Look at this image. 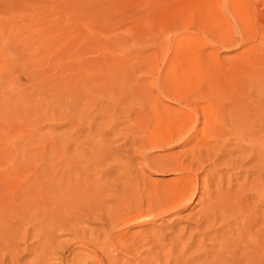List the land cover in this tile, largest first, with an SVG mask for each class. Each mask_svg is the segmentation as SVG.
I'll use <instances>...</instances> for the list:
<instances>
[{
    "label": "rangeland",
    "instance_id": "374dc122",
    "mask_svg": "<svg viewBox=\"0 0 264 264\" xmlns=\"http://www.w3.org/2000/svg\"><path fill=\"white\" fill-rule=\"evenodd\" d=\"M212 1V9H219L221 12L218 20H215L213 16L202 18L198 15L196 13V0H0V232H4L1 230L3 228L7 229L8 233L11 231V234L9 233L11 236L7 234V230L5 231L6 234H3L4 236H1L2 234L0 233V264H6L8 261L10 262L8 264H12L11 260L16 259L18 263L15 264H35V262L37 264H66L67 261H71L72 255L79 251L83 253L79 254V256L85 259L87 264H93V262L86 259V257L93 255L76 246L73 232L78 230L77 232L80 231L81 233L84 231L86 236H94L102 231L101 223L104 222L105 217L110 221H115L122 214L128 216L125 215L127 212L125 207L132 208L131 206L134 207V204L137 205L139 202H142L140 203L142 206L144 204L146 206L145 201L162 194L165 188L166 190L168 189L167 185H171L177 174H172L170 165L166 164L167 168L165 165L163 168V163L159 161L157 164V160L163 156L162 159L164 161V156H168V154L181 155L184 151L193 147L195 140L191 141V143L194 142L192 146L190 142L185 145L169 143L170 145H165L163 149L153 150L150 148L152 145L149 146L148 144L150 132H157L156 130L159 129L158 132H173L176 130L173 126L171 127V124L168 125V122L165 124L167 121L165 120L166 117L161 116V119L165 118L163 123V119L161 120L160 117L156 116L161 107L167 106L166 110L178 107L170 99L163 100L157 89V81L155 84L158 72L163 69L162 60L164 59L163 61L166 60L167 62L175 51L192 50L196 53V55L194 54L195 61L197 60L200 63L201 60H204L205 64L202 65L206 66L207 70H211V72L213 70L212 73L214 75L225 79L229 75H225L222 71H235L234 66L243 60L244 62L247 61L251 55L259 54L264 58V0ZM194 27L198 28L195 29ZM201 27L203 28L202 30ZM222 38L224 40L219 41ZM166 48L167 52L165 51ZM128 58L132 60L129 61ZM141 61L143 64L140 63ZM135 62L139 66L141 64L143 68L145 64L147 65H145L144 69L140 68L141 72L138 70L139 66L134 64ZM131 63L135 67H132ZM87 64L93 67H87ZM104 64L108 65L107 69H103L105 68ZM126 64L131 65L132 68H127ZM122 65H125L130 74L127 73L128 70ZM260 65L256 64L253 67L260 68ZM93 68H96V71ZM120 68H123V70L121 71ZM124 68L125 73L130 76L131 72L136 70L135 68L140 72L137 73L136 70L132 73V77L135 79H131L130 76H125L122 79L120 77L124 75ZM102 69L103 71L99 73V70ZM113 69L117 70V74ZM104 71H110L115 75H108L107 78V74L110 72L105 73ZM120 72L123 73L120 74ZM98 74H101V76ZM89 75L94 76L90 79L91 76ZM115 76L116 78L118 77L117 80L114 78ZM94 77L96 79H93ZM109 77L114 78L117 85L113 84L114 81ZM119 78L121 81H119ZM128 78L134 80V84ZM124 79L126 82L123 81ZM187 79V77H184L183 82H186ZM100 80H103L102 85L99 84ZM92 81L95 82L93 83ZM105 82L108 84H105ZM127 82L131 85H127ZM135 83H137L139 89L142 87L141 89L145 93L140 91V94L143 93L145 97L141 95L137 98H131V95L128 94L127 97H124L127 99L130 96V98L125 102L124 98V100H121V97L118 96L119 94L115 93L118 91L116 87L119 84L120 86L118 87L126 84L130 88L136 89L137 85ZM89 84L94 87H92V90L88 89ZM109 84L112 86L108 87ZM95 85L97 86L96 88H99L98 90ZM99 85L103 87L101 92ZM91 86L89 87L91 88ZM103 89L112 93H107ZM103 91L109 95H114H106ZM247 91L249 90L247 89ZM146 93L149 97L147 99L150 100L151 104L144 100V98L146 99ZM250 95L253 100L257 101V97H252L255 95L254 92ZM109 98L115 100V102L113 100L109 101ZM69 99H73L74 103L78 101V104L76 103L77 106L76 104L73 105V102L69 101ZM122 101L128 105L125 104V107ZM108 102H111L110 105L114 103L113 110ZM120 102L122 105H119ZM102 103L106 105L104 106L105 108ZM255 104L254 102L252 105ZM92 105L94 106L92 107ZM107 105L109 106L108 108ZM139 106L141 115H147L145 118H149L148 120L141 115L138 116L140 117L138 119L134 113L140 109ZM150 106L152 107L150 108ZM157 106L160 107L158 108ZM255 106L254 108L258 107L257 105ZM155 107L157 112L154 114ZM119 108L125 110L128 114ZM162 110L165 111L164 108ZM151 115L152 118L150 117ZM101 117L103 118L101 119ZM153 117L155 119L158 117L159 122L164 125L158 123L157 119L154 120ZM151 119L160 125L154 123L155 126L152 127L154 124H150L152 123ZM145 120L146 122L144 123ZM143 123L147 124L146 127H144ZM147 126L150 131L148 133ZM143 127L146 131L143 130ZM201 127L202 124H199L195 132H201L199 131ZM187 128L181 132H185ZM167 129L169 130L167 131ZM261 130L258 129L256 132H261ZM143 133L146 134L143 135ZM228 144L222 149V153L218 152L219 148L217 145L204 150L212 161L207 159L208 161L206 160L204 163H202L203 161L200 162V164H204V167L198 170V177L203 181V185L195 196L194 201L187 204L186 208L157 220L145 217L152 215V212H145L142 213L141 218L138 217L139 224L125 226V228L118 230V233H126V236L142 230V235H138L141 240L155 239L160 244H164L162 247L152 243L146 244L144 247H148V250L137 253L132 264H136L135 262H140L141 264H156L158 262L159 264H197L200 261L203 262L198 264H209L210 261L215 264L216 259H218L217 263L219 264H227L228 261H232L230 264H243L244 262L241 263L242 258L245 261L244 264H246V258L248 260L251 255H254L258 260H260L259 257L264 258V253L262 254L260 251L256 255V253L248 250L251 255H247L248 252H246L247 248L245 246L249 244L246 239L248 228H245L247 231L243 229L245 227L244 221L240 218L239 211L235 212V208L230 206L228 196L231 190L232 192L235 189L239 190V188L241 191L247 190L245 194L248 195V204L250 207L256 205L255 200L257 199L254 192L252 198L250 195H252V190L258 192L260 189L262 191L264 167L263 164L254 159L240 164L239 159L237 161L238 153L235 144L233 145L230 141ZM141 147L144 148L143 154H145V157L141 154V149L143 150ZM101 149H103V153H101ZM148 149L150 150L149 153H147ZM229 155L234 157L230 158ZM223 157H226V159ZM150 161L151 163H147ZM153 163H156L155 166ZM237 163L238 165H236ZM148 164H151V168ZM152 166L157 168L154 169ZM161 168L165 171L161 170ZM226 170H230V172ZM256 172H259L262 177L258 178L256 175L257 178H255ZM239 173L242 174L240 175ZM251 177H254L255 180H263L261 182L257 180L258 183L260 182V186L254 184L257 181L252 178L255 181L253 183L250 180ZM239 180L238 186L237 182ZM64 181H67V184ZM69 181L70 183H68ZM164 182L166 183L164 184ZM247 182L249 184L252 182L254 186L256 185L255 188L249 190ZM215 183H217V187ZM262 183L263 185H261ZM243 184L246 187H243ZM204 185L211 187V189L207 187L206 194L203 193ZM253 185L251 188L254 187ZM232 186L235 187L234 191ZM217 188L220 191L222 189V191H218ZM225 188L229 190H225ZM260 190L259 193H261ZM74 192H76V195ZM152 192H155V196H153L154 193ZM219 192L221 197H218L220 196ZM223 192L229 194L223 195ZM71 193L76 197L74 198ZM207 194L211 195L210 197L216 202L219 198L227 199L228 202L225 200L227 203H224L222 199L223 203H220V200L218 201L220 205L217 202V206L220 208V210H217L221 212L222 216H218L212 223L210 234L208 232L206 236L199 234L196 236L197 238L192 237L191 234L195 232L194 222L199 218L197 210L206 204V199L209 197ZM222 195L227 196V198L222 197ZM132 197L134 201L131 199ZM136 198L137 201H135ZM249 198H254V200L251 201ZM132 201L136 203L133 204ZM223 204H227L228 209H222L221 211ZM263 205L264 203H260L256 209L259 208V210L263 211ZM74 206H78L77 209ZM79 208L82 210L83 216H79L77 219L73 217L65 223L57 222L58 214H80ZM145 208L143 207L144 211L146 210ZM68 209L73 211L69 212ZM259 210H257V215L262 217L264 211L262 214ZM76 211L79 212L77 213ZM194 214L197 216L194 217ZM238 216L239 218L237 219ZM142 219H145V221ZM260 222L261 219L259 220ZM214 223L219 224L217 226ZM221 224L222 228H219ZM233 224L236 225L237 234L234 233L235 227ZM259 225H254L255 229L251 227V232L253 228L254 233ZM14 229L26 235L24 237L14 236ZM231 230L232 233L230 235L232 236H229L227 232H231ZM243 230L244 233H247H241ZM105 231L108 233V229ZM223 233L227 234L225 235L228 237V239L226 237L227 240ZM178 234H181V236L177 237ZM220 235L222 239L224 237L223 241L220 240ZM237 235L239 241L242 238L246 241L242 239L239 242L236 240ZM170 236L171 239H169ZM235 236L236 239L234 238ZM180 237L182 246L179 242ZM204 237L208 240H205ZM240 237L242 238L240 239ZM139 239L137 238L138 244L141 242ZM218 239L224 244L222 246L225 247H227L228 240L231 241L230 247L226 249L224 247V249L229 256L231 255L229 252L232 253V257H229L227 252L225 253L224 249H221L223 247L220 246L221 242H218ZM10 240L12 245H10ZM187 240H190V243ZM233 241H237V244ZM8 242H10V247L3 248ZM44 243L45 245L48 244V250L45 254L43 251L41 252V246ZM218 245L219 248H217ZM179 247H181V251L178 253ZM231 247H233L234 253ZM216 249L220 251L219 256L225 257L224 260L226 262L221 256L218 257V250L216 251ZM210 251L211 254L213 253L212 255ZM239 251H241V256H239ZM109 252L110 255L109 253L107 255L109 260H113V256L121 260L125 258L123 254L118 253L116 249L111 247ZM235 252L239 254L240 259ZM243 253H247L245 259V254ZM179 254L182 256L181 258ZM182 254L185 255L183 256ZM214 254H217V256L215 255L216 258ZM204 256L207 257L205 258ZM195 257H198V262L195 261ZM203 258L204 260L207 259V261H204ZM210 258L212 259L210 260ZM263 258L261 260L264 261ZM182 260L185 261L183 262ZM254 260H252V264ZM255 261L260 264L257 260ZM256 262L254 263L257 264ZM247 263L251 264V260H248Z\"/></svg>",
    "mask_w": 264,
    "mask_h": 264
},
{
    "label": "bare ground",
    "instance_id": "6f19581e",
    "mask_svg": "<svg viewBox=\"0 0 264 264\" xmlns=\"http://www.w3.org/2000/svg\"><path fill=\"white\" fill-rule=\"evenodd\" d=\"M197 2H196V13L198 14V15H200L202 18H204V17H215L214 19L215 20H218V19H220V15L219 14H221V12H220V10L218 9V10H214V9H212V5H211V3L213 2L212 0H196ZM207 19V18H206ZM198 26V25H197ZM199 27V26H198ZM198 27H194L195 29H197ZM203 28L201 27V30H202ZM205 30H207L206 28H204ZM214 29V28H213ZM186 31H187V29H186ZM212 31V30H211ZM189 38V37H188ZM178 40V39H177ZM224 40V38H222V39H220L219 41H223ZM168 47V46H167ZM103 49V48H102ZM167 50V48L165 49V51ZM102 51H104V50H102ZM164 51V52H165ZM168 51V50H167ZM166 51V52H167ZM171 51V50H170ZM99 53V52H98ZM93 54V53H92ZM194 54L196 55V53H194V51H192V50H186V51H184V52H177V51H175L173 54H171V57H170V59L166 62V60L165 61H163L162 60V62L163 63H161V64H163V69H161L159 72H158V75H157V80H155V84H156V81H157V89H158V92H159V94L161 95V97H162V99L163 100H168V99H170V100H172L176 105H178V107L177 108H172V110H169V108L166 110V108H167V106L166 107H163L164 109H165V111H163L162 109V107H161V110L160 109H158V110H160V111H158V113L156 114V116H158V117H160V119H161V116L162 117H166V119L165 118H162L161 120H162V122L164 121L165 122V120H167L166 122H165V124L167 123L168 125L169 124H171V127L173 126L174 127V129H176V130H174L173 132H158L160 129L159 128H157V129H159V130H156L155 128V130L157 131V132H153L152 131V127H154L155 126V124L157 125L158 123H160L159 122V119H155V117H153L154 118V120H156V121H158V123H155V121L154 120H152V123H150V122H148V123H150V124H154V125H152V129H151V131L152 132H150L149 131V128H148V126H147V133H148V131L150 132V139L148 138V137H146L147 139H149L148 140V144H149V146L150 145H152V146H150V148H151V150H153V149H163L164 148V146L165 145H170L169 143H181V144H183V145H185V144H187V143H189L190 142V145L192 146L193 145V143H191V141H193V140H195V144L193 145V147L192 148H189V150H186V151H184L181 155H173V154H168V156L166 155V156H164V161H166V162H164L163 161V156L161 157L160 155V159L159 160H157V159H155V160H157V164L159 163V161L161 162V163H163V168H164V165H165V167L167 168V165L166 164H168V165H170L171 166V168H172V174H177L176 176V178H174L173 179V182L171 183V185L169 186V185H167V187H168V189L166 190V188L164 189V192L162 193V194H160V195H157V196H155V192H152V193H154L153 194V196H155L154 198H151V199H148L147 201H145L146 202V206H145V204L142 206L140 203H142V202H139L137 205H135L134 203H136V202H133L134 201V196L131 198V199H133V204H134V207L133 206H131L132 208H126L125 207V209L127 210V212L125 213V215H128V216H124L122 213V215L121 216H119L115 221L114 220H112V221H110V220H108V219H106V217H105V220H103L104 222H102L101 223V228H102V231L99 233H96V235H94V236H86V234H85V232L83 231V232H81L80 233V231L79 232H77V231H74L73 233V237H75V244H76V246H78V247H80L81 249H83L84 251H87V252H89L90 254H92L93 256H88V257H86V259H88V261H90V262H93V264H132V261L134 260L135 261V255L137 254V253H139V252H141V251H143V250H148V247H144L146 244H148V243H152V244H154V245H161V247L164 245V244H160L159 243V241L158 240H155V239H147V240H143V242H142V240H141V237H138V235L139 234H141L143 231L141 230V231H137L136 233H134V234H132V235H129V236H126L125 234L126 233H118V230H121V229H123V228H125V226H133V225H135V224H139V222H138V217H140L141 215H142V213H145V212H147V213H151L152 212V215L151 216H145V217H149V218H151L152 220H157V219H161V218H164V216H166L167 217V215H169V214H172V213H175V212H180L181 210H183L184 208H186V206H187V204H190L191 202H193L194 201V198H196L195 196L197 195V193H198V191H199V189H201L202 188V180L198 177L199 176V171L198 170H201V168L202 167H204L203 165L204 164H200V162L201 161H203L202 163H204L207 159H209L208 158V154H206L205 152H204V150H206V149H209L211 146H214V145H217V147L219 148L218 149V152L220 151H222V149L223 148H225V146L229 143V141L231 142V143H233V145L235 144V148H237V153H238V157H237V161H238V159H239V163L240 164H243V163H245V162H249V161H251L252 159H254V160H257L259 163H261V164H263V167H264V132H262V130H264V58H262V56L261 55H259V54H256V55H251L250 57H249V59L247 60V61H245L244 62V60L243 61H241L240 63H238L236 66H234V70L235 71H231V72H228L227 70L225 71H222V72H224L225 73V75L227 74V75H229L227 78H219L218 76H216V75H214L212 72H213V70H212V72H211V70L209 71V70H207V67L206 66H204V65H202V64H205L204 63V60H201V62L200 63H198L197 62V60L195 61V59L196 58H194ZM151 55V54H150ZM129 57V56H128ZM135 57V56H134ZM139 57V56H138ZM125 58V57H124ZM145 58V57H144ZM164 58H165V56H164ZM202 58V57H201ZM89 60H91L90 58H88ZM114 59V58H113ZM112 59V60H113ZM84 60H86V59H84ZM88 60V61H89ZM126 60V59H125ZM128 60L129 61H131L132 59H129L128 58ZM127 60V61H128ZM146 60V59H145ZM93 61L95 62V60H94V58H93ZM86 62H87V60H86ZM89 62H91V61H89ZM210 62V61H209ZM84 63V62H83ZM88 63V62H87ZM101 63V62H100ZM120 63V62H119ZM126 63H128V62H126ZM140 63H142V61L140 62ZM139 63V64H140ZM90 64V63H89ZM89 64H87V67L89 66ZM121 64V63H120ZM129 64V63H128ZM132 64V63H131ZM134 64H136L137 66H139L138 64H137V62H135ZM143 64V63H142ZM256 64H261L260 65V68H257V67H253V65H256ZM90 65H94V64H90ZM100 65V64H99ZM105 65V64H104ZM108 65H109V63H108ZM107 65V66H108ZM119 65V64H118ZM145 65H147V64H145ZM145 65H144V68H145ZM102 66V65H101ZM106 65H105V68H103V69H107L106 67H107ZM116 66V65H115ZM122 66H124L125 67V65H122ZM128 66V67H127ZM136 66V67H137ZM209 66H211V65H209ZM89 67H91V66H89ZM93 67V66H92ZM91 67V68H92ZM94 67H96V66H94ZM126 67L127 68H129V67H131V65L129 66V65H127L126 64ZM125 67V68H126ZM132 67H135V66H133V64H132ZM131 67V68H132ZM143 68V66H141V64H140V66H139V69L138 70H140V68ZM212 67V66H211ZM221 67V66H220ZM219 67V68H220ZM84 68V67H83ZM125 68H124V73L123 72H120V74L121 73H123L122 75L123 76H121L120 77V75H119V77L120 78H122L123 79V77H125V76H130V75H127V73H129L130 74V71L128 72L127 71V73H125ZM143 68V69H144ZM166 68V69H165ZM94 69V68H93ZM92 69V70H93ZM103 69L102 70H99L100 72L99 73H101L102 71H103ZM136 70H137V68H135ZM134 69V70H135ZM157 69V68H156ZM165 69V70H164ZM213 69V68H212ZM222 69V68H221ZM89 70H91V69H89ZM95 71H96V68L94 69ZM115 72L117 71V70H115V69H113ZM120 70L122 71L123 70V68L121 69L120 68ZM130 70H132V69H130ZM135 70V71H136ZM138 70H137V73H139L138 72ZM95 71H90V72H95ZM108 71V70H107ZM113 71V72H114ZM134 71V72H135ZM217 71V70H216ZM97 72H98V70H97ZM105 72V71H104ZM110 72V71H109ZM109 72H105V73H109ZM111 72H112V69H111ZM110 72V73H111ZM134 72H131V76H130V78L131 79H135L134 77H132L133 76V74L132 73H134ZM142 72V71H141ZM218 72H219V70H218ZM92 73V74H93ZM107 74V78H108V75H112L113 74V76L115 75L114 73H111V74ZM137 73H135V74H137ZM116 74H117V72H116ZM119 74V73H118ZM126 74V75H125ZM223 74V73H222ZM221 74V75H222ZM98 75H100L101 76V74H98ZM104 75H106V74H104ZM138 75V74H137ZM152 75V74H151ZM86 76V75H85ZM89 76H91V78L90 79H92V76H94V75H89ZM113 76H111V77H113ZM136 76V75H135ZM153 76V75H152ZM141 77H143V76H141ZM184 77H187L188 79H187V81L186 82H183V78ZM226 77V76H225ZM89 78V77H88ZM103 78V77H102ZM106 78V79H107ZM110 78V77H109ZM116 80L118 79V77L116 78V76L114 77ZM114 78H110V79H112V81H114V83L113 84H116L115 83V79ZM120 78H119V81H121L120 80ZM127 78V77H126ZM130 78H128V80L131 82V83H133L134 82V80H130ZM136 78H137V76H136ZM144 78V77H143ZM93 79H96L95 77L93 78ZM104 80H105V78H103ZM114 79V80H113ZM108 80V79H107ZM142 80V79H141ZM144 80V79H143ZM102 81L103 80H100L99 82V84L100 85H102ZM112 81H110V82H112ZM123 81H125V79L123 80ZM137 81L138 82H140L138 79H137ZM81 82V81H80ZM90 82V81H89ZM93 82V81H92ZM95 82V81H94ZM93 82V83H94ZM126 82V81H125ZM141 82H143V81H141ZM153 82V81H152ZM96 83H97V81H96ZM95 83V84H96ZM104 83V82H103ZM107 82H105V84H106ZM117 83H120V82H117ZM122 83H124V82H122ZM121 83V84H122ZM92 84V83H91ZM108 84V83H107ZM111 84V83H110ZM110 84H109V86L108 87H111L110 86ZM130 84V83H129ZM128 84V82H127V85H129ZM134 84V83H133ZM133 84H132V86H133ZM136 85H137V83H135ZM69 85V84H68ZM93 85V84H92ZM99 85V87H101L100 88V92L102 91L101 89L103 88L102 86H100ZM117 85V84H116ZM115 85V86H116ZM125 86H121V87H118V86H120V84L116 87V90L118 89V91L117 92H115L114 91V89H113V91L119 96V97H121V100H124L126 97H127V95L128 94H130L131 95V98L132 97H135V98H137L138 96H143L144 94L143 93H141L140 94V91H143L141 88V85H139L141 88V90L139 89V87H138V85H137V88L136 89H132V88H130L129 86L131 85H129V86H126V84H124ZM89 86H91L90 84L88 85V89H91L92 90V87L93 86H91V88L89 87ZM131 86V87H132ZM143 86V85H142ZM97 86L95 85V88H96ZM94 88V87H93ZM104 88H105V85H104ZM114 88V87H113ZM147 88V87H146ZM249 90V91H247V89ZM97 90L99 89V88H96ZM106 89L108 90V88H107V85H106ZM112 89V88H111ZM144 89V88H143ZM95 90V89H94ZM96 90V92L98 93V91ZM104 90V89H103ZM107 90H104V91H107ZM109 90H110V88H109ZM103 91V93H105ZM88 92V91H87ZM144 92V91H143ZM248 92V93H247ZM254 92V94L255 95H253L252 97H257L256 98V100L257 101H255V100H253L252 98H251V93H253ZM107 93H112V92H108L107 91ZM107 93H105L106 95H109V94H107ZM145 93V92H144ZM148 93V92H147ZM147 93H146V99H147ZM65 95V94H64ZM114 95V94H113ZM113 95H109V96H113ZM120 95H122V96H120ZM148 95H149V93H148ZM86 96H88V95H86ZM104 96V95H103ZM102 96V97H103ZM118 96H116L115 95V97H117L118 98ZM124 96H126V97H124ZM150 96V95H149ZM157 96H158V93H157ZM156 96V97H157ZM243 96H245V97H243ZM248 96H250V97H248ZM144 97H145V95H144ZM88 98V97H87ZM116 98V99H117ZM124 98V99H123ZM129 98H130V96H129ZM129 98H127V99H129ZM140 98V97H139ZM142 98V97H141ZM149 98V97H148ZM152 98V97H151ZM250 98V99H249ZM74 99V98H73ZM73 99H69V101H72L73 102ZM89 99V98H88ZM104 99H105V97H104ZM110 99V100H109ZM109 99H107V100H109V101H111V100H113V99H111V98H109ZM119 99V98H118ZM117 99V100H118ZM127 99H125V102H127L128 100ZM145 98H144V100L145 101H148L149 103L148 104H151V102H150V100L149 99H147L146 100ZM158 99V98H157ZM252 99V100H251ZM63 100H66V99H63ZM120 100V99H119ZM127 100V101H126ZM143 100V99H142ZM154 100V99H153ZM160 100V99H159ZM139 101V100H138ZM156 101V100H155ZM154 101V102H155ZM75 102V101H74ZM73 102V105L74 104H76L78 101H76V103H74ZM113 102H115V100H113ZM119 102V101H118ZM131 102H132V99H131ZM154 102H152V103H154ZM256 103L255 105H257L258 107L257 108H254V107H256L255 105H252L253 103ZM103 103H105V102H103ZM103 103H102V105H103ZM156 103V102H155ZM158 103V102H157ZM200 103H202V104H200ZM252 103V104H251ZM78 104V103H77ZM77 104H76V106H77ZM108 104L110 105L111 104V102L109 103L108 102ZM122 104H124V101H122ZM121 104V102L119 103V105H122ZM125 104H127V103H125ZM124 104V105H125ZM160 104V103H159ZM162 104V103H161ZM70 105V104H69ZM72 105V106H73ZM101 105V106H102ZM114 105V103L112 104V105H110L111 106V108H112V110H113V106ZM128 105V104H127ZM156 105V104H155ZM158 105V104H157ZM94 105H92V107H93ZM104 106H106L105 104L103 105V107ZM116 106V105H115ZM162 106H164V105H162ZM109 106L107 105V108H108ZM120 108H121V106H119ZM125 107H126V105H125ZM127 107H129V106H127ZM138 107V106H137ZM144 107V106H143ZM147 107H149L148 105H147ZM152 106H150V108H151ZM76 108V107H75ZM75 108H73V109H75ZM105 108V107H104ZM119 108V109H120ZM123 108V107H122ZM131 108V107H130ZM139 108H140V106H139ZM171 108V107H170ZM72 109V108H71ZM77 109V108H76ZM75 109V111H77ZM103 110V109H102ZM107 110V109H106ZM121 111H125V110H122V109H120ZM126 110H128V109H126ZM135 110H136V108H135ZM118 111V110H117ZM153 111V110H152ZM155 111V112H154ZM153 112H154V114L157 112L156 111V107H155V110H154ZM118 112H120V111H118ZM126 112V111H125ZM124 112V113H125ZM148 112H150V111H148ZM160 112V113H159ZM123 113V114H124ZM127 114H128V112H126ZM129 113H131V112H129ZM132 113H133V110H132ZM135 114H136V116L138 117L139 115H141V108L140 109H138L136 112H134ZM101 114V113H100ZM126 114V115H127ZM73 115V114H72ZM71 115V116H72ZM96 115V114H95ZM125 115V116H126ZM131 115V114H130ZM133 115V114H132ZM144 115V114H143ZM143 115H141V116H143ZM148 115H150V113H148ZM101 116H102V114H101ZM145 116H147V115H145ZM145 116H143L144 118H145ZM155 116V115H154ZM93 117H95V116H93ZM98 117H100V116H98ZM129 117H131V116H129ZM151 118H152V115L150 116ZM64 118V117H63ZM69 118V117H68ZM103 117H101V119H102ZM140 117H138V119H139ZM258 118H260V119H258ZM72 119V118H71ZM100 119V120H101ZM133 119V118H132ZM137 119V118H136ZM146 119V118H145ZM149 118H147L146 120H148ZM165 119V120H164ZM95 120V119H94ZM146 120L144 121V123L146 122ZM259 120V122L257 123V121ZM130 121V120H129ZM154 121V122H153ZM87 122V121H86ZM161 122V123H162ZM163 122V123H164ZM143 123V124H144ZM160 123V124H161ZM160 124H158V125H160ZM199 124H202V127H201V129L199 130V131H201V132H195V131H197V128H198V126H199ZM262 124V125H261ZM141 125V124H140ZM147 125V124H146ZM146 125L144 124V127H146ZM161 125H164V124H161ZM168 125H167V127H168ZM142 126V125H141ZM166 126V125H165ZM143 127V128H144ZM158 127V126H157ZM188 127V128H187ZM187 128V130L185 131V132H181L182 130H184V129H186ZM153 129V130H154ZM260 130V129H262L261 130V132H256V130ZM140 130H141V128H140ZM143 130H145L146 131V129L144 128ZM169 129H167V131H168ZM94 131V130H93ZM97 133V132H96ZM96 133H94V134H96ZM138 133H140V132H138ZM146 134V133H145ZM144 133H143V135H145ZM96 136V135H95ZM138 136V135H137ZM147 136H149L148 134H147ZM140 137V136H139ZM142 137V136H141ZM145 137V136H144ZM100 138V137H99ZM136 138V137H135ZM104 139V138H103ZM147 139H146V143H147ZM100 140H101V138H100ZM132 140V139H131ZM136 140V139H135ZM144 140V139H143ZM132 142V141H131ZM98 143H100V142H98ZM92 144V143H91ZM143 145V144H142ZM141 145V146H142ZM232 145V146H233ZM228 146H229V144H228ZM231 146V145H230ZM215 147V146H214ZM104 148V147H103ZM141 148H143V147H141ZM140 148V149H141ZM147 148V147H146ZM214 149V148H213ZM228 150V149H227ZM141 151H142V153L141 154H143V152H144V148H143V150L141 149ZM146 152H147V150H145ZM149 149H148V152L147 153H149ZM211 151V150H210ZM223 152V151H222ZM221 152V153H222ZM101 153H103V149H101ZM108 153V152H107ZM208 153H210V152H208ZM226 153V152H225ZM234 153V152H233ZM237 153H236V155H237ZM63 154V153H62ZM65 154V153H64ZM54 155V154H53ZM144 155V157H145V154H143ZM142 155V156H143ZM220 155V154H219ZM228 155V154H227ZM232 155V154H231ZM235 155V156H236ZM147 156V155H146ZM150 156H152V155H150ZM203 156H205L204 157V159H203ZM222 156V155H221ZM155 157V156H154ZM229 157H230V155H229ZM231 157H234V156H231ZM230 157V158H231ZM147 158V157H146ZM150 158H153V157H150ZM155 158H157V157H155ZM220 158V157H219ZM224 158V157H223ZM229 158V159H230ZM161 159H162V161H161ZM224 159H226V157L224 158ZM234 159V158H233ZM144 160V159H143ZM147 160V159H146ZM154 160V159H153ZM228 160V159H227ZM208 161V160H207ZM209 161H212V160H210L209 159ZM217 161V160H216ZM231 161V160H230ZM227 162V161H226ZM145 163V162H144ZM147 163H151V161L150 162H147ZM156 163H153L154 164V166H155V164ZM253 163V162H252ZM146 164V163H145ZM210 164V163H209ZM226 164V163H225ZM255 164H257V163H255ZM149 166H150V168H151V164H148ZM162 165V164H161ZM160 165V166H161ZM215 165V164H214ZM221 165H222V163H221ZM236 165H238V163L236 164ZM253 165V164H252ZM206 166V165H205ZM251 166V165H250ZM254 166V165H253ZM259 166V165H258ZM257 166V167H258ZM261 166V165H260ZM259 166V167H260ZM169 167V166H168ZM221 167V166H220ZM237 167V166H236ZM262 167V166H261ZM262 167V168H263ZM152 168H154L153 166H152ZM157 168V167H156ZM156 168H154V169H156ZM159 168V167H158ZM165 168V169H166ZM170 168V167H169ZM168 168V169H169ZM170 168V169H171ZM213 168V167H212ZM225 168V167H224ZM232 169V168H231ZM230 169V170H231ZM264 169V168H263ZM160 170V169H159ZM161 170H164V169H162L161 168ZM230 170L229 171H227V172H230ZM165 171V170H164ZM168 171V170H167ZM220 171V170H219ZM221 171H222V169H221ZM235 171V170H234ZM251 171V170H250ZM249 171V172H250ZM223 172V171H222ZM245 172V171H244ZM69 173V172H68ZM67 173V175H69ZM170 173V172H169ZM253 173V172H252ZM212 174V173H211ZM223 174V173H222ZM221 174V175H222ZM229 174V173H228ZM233 174V173H232ZM231 174V175H232ZM240 174V173H239ZM242 174V173H241ZM240 174V175H241ZM263 174V173H262ZM73 175V174H72ZM204 175V174H203ZM203 175H201V176H203ZM251 175V174H250ZM254 175V174H253ZM256 175H257V177L259 178V177H262L261 176V174L259 173V172H256V174H255V178H257L256 177ZM243 176V175H242ZM247 176H249V175H247ZM247 176H246V178H247ZM252 176V175H251ZM263 176H264V174H263ZM68 177V176H67ZM69 177H70V175H69ZM231 177V176H230ZM232 177H233V175H232ZM239 177V176H238ZM203 178V177H202ZM235 178H236V176H235ZM252 178H253V180H255V178L254 177H251L250 178V180L251 181H253L252 180ZM98 179V178H97ZM214 179V178H213ZM232 179V178H231ZM248 179V178H247ZM67 180H69V179H67ZM172 180V179H171ZM170 180V181H171ZM237 180V179H236ZM241 180H242V178H241ZM249 180V179H248ZM258 179H256L255 181H257ZM260 180V179H259ZM258 180V181H259ZM61 181V180H60ZM211 181V180H210ZM244 181V180H243ZM255 181H253V183L255 182ZM258 181L257 182H255L254 184H258L259 185V183L261 182V181H263V180H260V182L258 183ZM65 182V181H64ZM67 182V181H66ZM65 182V183H66ZM169 182V181H168ZM214 182V181H213ZM212 182V183H213ZM216 182V181H215ZM237 182V181H236ZM242 182V181H241ZM250 182V181H249ZM63 183V182H62ZM68 183H70V181L68 182ZM76 183V182H75ZM146 183V182H145ZM166 182H164V184H165ZM205 183V182H204ZM238 183H240V180H239V182H237V185H238ZM248 183V182H247ZM64 184V183H63ZM67 184V183H66ZM149 184H152V183H149ZM162 185H163V183H161ZM161 184H159V185H161ZM217 183H215V185H216ZM229 184V183H228ZM245 184V183H244ZM243 184V185H244ZM249 184V183H248ZM251 184H252V182H251ZM251 184H249L250 185V187H249V185H248V189L250 190H252V189H254L255 188V186L253 187V188H251L252 187V185ZM59 185H61L60 183H59ZM58 185V186H59ZM72 185H73V183H72ZM71 185V186H72ZM156 185V184H155ZM166 185H165V187H166ZM261 185H263V183L261 184ZM65 186V185H64ZM67 186V185H66ZM148 186V185H147ZM150 186V185H149ZM164 186V185H163ZM214 186V185H213ZM235 186H236V184H235ZM239 186V185H238ZM238 186H236L237 188H238ZM260 186V185H259ZM61 187V186H60ZM70 186H68V188H69ZM77 187V186H76ZM75 187V188H76ZM207 187H210V186H206V185H204L203 186V193H205L206 191H207ZM216 187H217V185H216ZM233 187V186H232ZM243 187H246L245 185L243 186ZM258 187V186H257ZM256 187V188H257ZM67 188V189H68ZM74 188V187H73ZM148 188V187H147ZM150 188H154V187H150ZM149 188V189H150ZM246 188V189H247ZM261 188V187H260ZM69 189H71V187L69 188ZM161 189H163L162 187H161ZM210 189H211V187H210ZM231 189V188H230ZM234 189H235V187H233V191H234ZM241 189H242V185H241ZM243 189H245V188H243ZM72 190V189H71ZM217 190H218V188H217ZM225 190H229V189H226L225 188ZM260 190V189H259ZM259 190H258V192H256L255 190H252L251 191V193H252V195H250V197L252 198L253 197V192H254V194H255V197H256V199L257 200H255V203H256V205H254L253 207H250V205L248 204L249 202L247 201V198H248V195L247 194H245V192L247 191H244V190H240V188H239V190H236L235 189V191L234 192H232V190H231V192H230V195H228L227 193L225 194V192H223V195H228L229 196V200H230V202H229V204H230V206H232V207H234L235 208V212H238L239 211V213H240V218H242L243 220L242 221H244L243 223H244V228L243 227H241V228H243V229H245L246 227L248 228H246L247 230H248V233L246 234V233H244V230L243 231H241V233H244V234H246V239L249 241V244L247 245V246H245L246 248H247V251L246 252H248V250L250 251V252H253V253H256V255L258 254L257 252H261L262 254L264 253V214H263V211H264V208H262L263 209V211H261V210H259V208L258 209H256L257 208V206H259L260 205V203L262 204V203H264V185L262 186V191H261V193H259ZM68 191H70V190H68ZM75 191V190H74ZM151 191V190H150ZM149 191V192H150ZM218 191H220V189L218 190ZM218 191H216V192H218ZM221 191H222V189H221ZM220 191V192H221ZM214 192V191H213ZM219 192V193H220ZM229 192V191H228ZM249 192V191H248ZM68 193V192H67ZM202 193V192H201ZM242 193V194H241ZM72 194V196H73V193H71ZM74 194L76 195V192H74ZM206 194V193H205ZM214 194H216V193H214ZM218 194V193H217ZM149 195V194H148ZM207 195H209V194H207ZM220 196H218V197H221V193L219 194ZM222 195V197H225V196H223ZM206 196V195H205ZM211 195H209V197L206 199V204L205 205H202L201 207H199V210H197L198 211V214H199V218L194 222V226H195V232L193 233V234H191L192 235V237H196L197 235H199V234H202L203 236H206V234L210 231V229L212 228L211 227V225H212V223L217 219V217L218 216H222L221 215V212L220 211H218V210H220V208L217 206V204L220 202H222L221 201V199L219 198V200H217V202H216V200L214 201L213 200V198H211L210 197ZM214 196H217V195H214ZM74 197V196H73ZM76 197V196H75ZM74 197V198H75ZM151 197V196H150ZM199 197H201V196H199ZM213 197V196H212ZM149 198V197H148ZM225 198H227V196L225 197ZM70 199H72V198H70ZM69 199V200H70ZM140 199H142V198H140ZM147 199V198H146ZM214 199H215V197H214ZM217 199V198H216ZM250 199V198H249ZM73 200V199H72ZM129 200V199H128ZM213 200V201H212ZM223 201H224V203H227L228 202V200L227 199H222ZM225 200L227 201V202H225ZM251 201H253L254 200V198L253 199H250ZM64 201H66V200H64ZM123 201H126V200H123ZM122 201V202H123ZM135 201H137V198L135 199ZM140 201V200H139ZM142 201V200H141ZM250 201V202H251ZM68 202V201H67ZM130 202V201H129ZM129 202H128V204H129ZM69 203V202H68ZM71 203H73L72 201H71ZM76 203V202H75ZM125 203V202H124ZM220 203H219V205H220ZM223 203V202H222ZM254 203V202H253ZM64 204H65V202H64ZM215 204H216V206H215ZM72 205V204H71ZM130 205V204H129ZM132 205V204H131ZM252 205V204H251ZM69 206V205H68ZM73 206V205H72ZM222 206V205H221ZM229 206V207H230ZM264 206V205H263ZM76 206H74V208H75ZM78 207V206H77ZM77 207L75 208V209H77ZM130 207V206H129ZM143 207L146 209L145 211H144V209H143ZM217 207V208H216ZM66 208V207H65ZM70 208H71V206H70ZM74 208H73V210H74ZM121 208V207H120ZM123 209V208H122ZM218 209V210H217ZM222 209H228V206H227V204L225 205V204H223V206H222V208H221V211H222ZM236 209H237V211H236ZM66 210V209H65ZM69 210V209H68ZM73 210H69V212L70 211H73ZM232 211H234L233 209H231ZM257 210H259V211H261V213L263 214L262 215V217H259L258 215H257ZM79 211L81 212L80 214H74V215H72L71 213H69V214H71V215H60V214H58V216H57V222L58 223H65L66 221H69V219H71V218H73V217H75L76 219L80 216H83V213H82V210H80V208H79ZM78 211V212H79ZM120 211H121V209H120ZM196 211V212H197ZM230 211V210H229ZM229 211H227V212H229ZM62 212V211H61ZM77 212V211H76ZM77 212V213H78ZM195 212V213H196ZM64 213H66V211H64ZM68 213V212H67ZM226 213V212H225ZM224 213V214H225ZM231 213V212H230ZM233 213V212H232ZM234 214V213H233ZM260 214V213H259ZM150 215V214H149ZM230 216H232L231 214H229ZM236 215H237V213H236ZM170 216V215H169ZM195 216H197V215H195L194 214V217ZM261 216V215H260ZM225 217V216H224ZM235 217V216H234ZM141 218V217H140ZM233 218V217H232ZM239 218V216L237 217V219ZM146 219V218H145ZM145 219H142V220H144L145 221ZM150 219V220H151ZM261 219V222L259 223V220ZM147 220V219H146ZM219 220H221V219H219ZM227 220H228V217H227ZM230 220V219H229ZM241 220V219H240ZM239 220V221H240ZM125 221H127V222H125ZM121 222H123L122 223V225H121ZM217 222V221H216ZM235 221L233 220V223H234ZM224 223V222H223ZM240 223H241V221H240ZM146 224V223H145ZM214 224H216V223H214ZM219 224V223H218ZM218 224H216L217 226H218ZM235 224V223H234ZM233 224V225H234ZM257 224H260L257 228L258 229H256V231L253 233V228L255 229V227H253L254 225H257ZM215 225V226H216ZM229 225H232V224H229ZM240 225H242V224H240ZM248 225V226H247ZM214 226V225H213ZM225 226V225H224ZM228 227V226H227ZM234 229H235V232L234 233H236V231H237V229H236V225H234ZM251 227H253L252 228V232H251ZM186 228H187V226H186ZM191 228V227H190ZM219 228H222V224L221 225H219ZM106 229H108V233H106ZM245 229V231H247ZM1 230H3L4 232L2 233V231L0 232L1 234V236H4L3 234H6V230L7 229H1ZM187 230V229H186ZM186 230H185V232H186ZM189 230V229H188ZM216 230V229H215ZM226 230V229H225ZM228 230H230L229 228H228ZM10 231V230H9ZM14 231H15V233H14V236L16 235V236H21V237H24L26 234L25 233H19V231L17 230V229H14ZM135 231V230H134ZM177 231H178V229H177ZM190 231V230H189ZM238 231H240V230H238ZM71 232H72V230H71ZM176 232V231H175ZM251 232V233H250ZM10 234H11V231L9 232ZM8 233V230H7V234L9 235V236H11L10 234ZM213 233V232H212ZM220 233V232H219ZM221 233H222V229H221ZM220 233V234H221ZM227 233H229V236H232V235H230V233H232V230H231V232H227ZM239 233V232H238ZM208 234H210V232L208 233ZM224 235V237H225V239H226V237L227 236H225V235H227V234H225V233H223ZM237 234V233H236ZM235 234V235H236ZM243 234V235H244ZM8 235H7V237H8ZM142 235V234H141ZM247 235H248V237H247ZM0 236V237H1ZM13 236V235H12ZM140 236V235H139ZM179 236H181V234H178V236L177 237H179ZM207 236H209V235H207ZM212 236H213V234H212ZM215 236V235H214ZM217 236V235H216ZM240 236H242V235H240ZM6 237V236H5ZM5 237H3V238H5ZM161 237V236H160ZM167 237V236H166ZM220 237H221V235H220ZM224 237H223V239H224ZM243 237V236H242ZM242 237H240V239L242 238ZM245 237V236H244ZM137 238H140L139 240H141V242H140V244H138L137 243ZM176 238V237H175ZM197 238V237H196ZM216 238V237H215ZM214 238V239H215ZM232 238V237H231ZM235 239H236V236L234 237ZM9 239V238H8ZM161 239V238H160ZM169 239H171V236H170V238ZM184 239V238H183ZM190 239V238H189ZM204 239H205V237H204ZM203 239V240H204ZM207 239V238H206ZM205 239V240H206ZM214 239H213V241H214ZM223 239H222V237L220 238V240H222L223 241ZM227 239H228V237H227ZM226 239V240H227ZM243 239V238H242ZM241 239V240H242ZM202 240V239H201ZM201 240H199L200 242H201ZM208 240V239H207ZM219 239L217 240L218 242H221ZM226 240H224V242H226ZM229 240H231L230 238H229ZM228 240V243L226 244V246L227 247H230V245L229 244H231V241H229ZM236 240H238V235H237V239ZM240 240V241H241ZM244 240V239H243ZM165 241V240H164ZM175 241V240H174ZM181 241V237H180V240H179V242ZM188 242L190 241V240H187ZM239 241V240H238ZM239 241V242H240ZM244 241H246V240H244ZM247 241V242H248ZM10 242H11V244H10ZM10 242H8L7 244H5L4 246H3V248H9L10 247V245H12V241L10 240ZM173 242V241H172ZM234 243H236L237 241H233ZM190 243V242H189ZM217 243V242H216ZM10 244V245H9ZM74 244V245H75ZM176 244V243H175ZM180 244H181V242H180ZM185 244V243H184ZM183 244V245H184ZM218 244V243H217ZM237 244V243H236ZM240 244H242V243H240ZM189 245V244H188ZM197 245H199V244H197ZM222 245H224L222 242H221V244H220V246L221 247H223V248H221V249H224V247L225 246H222ZM229 245V246H228ZM243 245H244V243H243ZM245 245H246V243H245ZM181 246H182V244H181ZM240 246H242V245H240ZM112 248V249H116L117 251H118V253H120V254H123V256L125 257L123 260H121V259H116L114 256H113V260H109V258H108V253H109V255H110V252H109V248ZM161 247H159V248H161ZM175 247V246H174ZM227 247H225V249L227 248ZM234 247V246H233ZM233 247H231V250H232V248ZM165 248V247H164ZM171 248V247H170ZM173 248V247H172ZM180 248L181 247H179L178 249H179V251H178V253L181 251L180 250ZM217 248H219V245H218V247ZM237 248H238V246H237ZM240 248H243V247H240ZM186 249V248H185ZM196 249V248H195ZM215 249V248H214ZM220 249V250H221ZM225 249H224V251H225ZM239 249V248H238ZM48 250V244L47 245H45V243L41 246V252L43 251L44 252V254L46 253V251ZM162 251H163V249H161ZM175 250V249H174ZM189 250V249H188ZM218 249H216V251H217ZM33 251V250H32ZM175 251H177V250H175ZM190 251H191V249H190ZM203 251V250H202ZM233 251V250H232ZM236 251H237V249H236ZM218 252V257H220L219 256V250L217 251ZM227 251H225V253H226ZM240 252V255L239 254H237V252H235V254H237L236 256H241V251H239ZM238 252V253H239ZM243 252V251H242ZM245 252V251H244ZM250 252H248V254L247 253H243V254H245L244 255V259H245V256L247 257V255H249L250 254ZM160 253V252H159ZM190 253H192V252H190ZM208 253H209V251H208ZM233 253H234V251H233ZM43 254V253H42ZM79 254H83L82 252H78V253H76L75 255H72V258H71V261L70 262H68L67 261V263L66 264H87L86 263V261H85V259H83V258H81L80 256H79ZM157 254V253H156ZM210 254H211V251H210ZM213 254V253H212ZM211 254V255H212ZM229 254H231L232 256H233V254L232 253H230L229 252ZM247 254V255H246ZM260 254V253H259ZM262 254H260L261 256H263ZM160 255V254H159ZM158 255V256H159ZM183 255V254H182ZM185 255V254H184ZM183 255V256H184ZM205 255V254H204ZM215 255L217 256V254H214V257H215ZM223 255V254H222ZM227 255H228V252H227ZM230 255V256H231ZM251 255V254H250ZM259 255V256H260ZM157 256V257H158ZM179 256H180V254H179ZM229 256V255H228ZM229 256V257H230ZM231 256V257H232ZM238 256V257H239ZM80 257V258H79ZM160 257V256H159ZM182 256H180V258H181ZM199 257V256H198ZM197 257V258H198ZM202 257H203V254H202ZM201 257V258H202ZM205 258L207 257V256H204ZM213 257V256H212ZM222 257V256H221ZM249 257V256H248ZM251 257L253 258L254 257V255H251ZM250 257V258H251ZM257 257V256H256ZM38 258V257H37ZM41 258V257H40ZM196 258V257H195ZM197 258H196V260L195 261H197ZM216 258V257H215ZM223 258V260H224V256L222 257ZM221 258V259H222ZM250 258H248V260H251V264H252V260H257L259 263H260V260L263 258H261V257H259V259L260 260H258V258L256 259L255 257L252 259H250ZM35 259H36V257H35ZM158 259H160V258H158ZM200 259V258H199ZM209 259V258H208ZM212 258H210V260H211ZM239 259H240V257H239ZM264 259V258H263ZM10 260V259H9ZM172 260V259H171ZM179 260V259H178ZM192 260V259H191ZM200 260H202V259H200ZM199 260V261H200ZM203 260H204V258H203ZM210 260H208V261H210ZM232 260H233V258H232ZM238 260V259H237ZM237 260H236V262H237ZM248 260H247V258H246V261L248 262ZM253 261V264H255L254 262H256V261ZM41 261V260H40ZM183 261V260H182ZM185 261V260H184ZM183 261V262H184ZM195 261H193L194 263H195ZM204 261H207V259L206 260H204ZM213 261V260H212ZM225 261V260H224ZM241 261V260H240ZM11 262H12V264H15V263H18V260L16 259V260H11ZM153 262V261H152ZM169 262V261H168ZM174 262V261H173ZM176 262V261H175ZM198 262V261H197ZM203 262V261H202ZM201 261L200 262H198V263H202ZM215 262V261H214ZM213 262V263H214ZM218 262V259H216V263ZM226 262V261H225ZM229 262V263H228ZM227 262V264H230V262H232V261H228ZM245 263V261L243 260V258H242V261H241V263ZM246 262V264H249V263H247ZM263 262V263H262ZM8 263H10L9 261L6 263V264H8ZM136 264H141L140 262H135ZM197 263V264H198ZM215 263V264H216ZM243 263V264H244ZM257 263V262H256ZM261 263L262 264H264V261L263 260H261ZM260 263V264H261ZM5 264V263H4ZM35 264H37L36 262H35ZM156 264H159V262L158 263H156ZM165 264H167V263H165ZM171 264H174V263H171ZM205 264H208V263H205ZM209 264H212L211 263V261L209 262ZM217 264H219V263H217ZM224 264H226V263H224ZM240 264V263H239ZM258 264V263H257Z\"/></svg>",
    "mask_w": 264,
    "mask_h": 264
}]
</instances>
